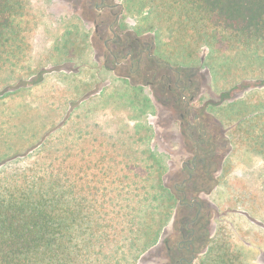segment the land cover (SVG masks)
Listing matches in <instances>:
<instances>
[{
	"label": "rangeland",
	"instance_id": "rangeland-1",
	"mask_svg": "<svg viewBox=\"0 0 264 264\" xmlns=\"http://www.w3.org/2000/svg\"><path fill=\"white\" fill-rule=\"evenodd\" d=\"M113 1L119 4L116 19L126 27L118 37L124 53L135 38H141L147 47H156L161 41L159 51L167 59L160 60L170 61L173 70L161 67L146 52L140 57L137 43L133 66L130 60L115 63L104 46V29L99 35L95 33L96 23L102 19L94 10L95 0H30L25 12L31 16L24 17L28 23L22 26L31 39L21 44L15 58L4 56L7 61L0 68V182L33 166L47 153L53 157L71 155L68 166L82 165L84 185L98 175L95 185L103 204L101 215L109 213L106 218L114 216L113 202L134 205L141 193L160 191L151 189L154 180L147 183L146 177L156 175L161 159L165 184L176 199H169L165 192L166 213L172 217L159 244L140 264H194V260L181 262L183 251L178 248L184 239L182 218L186 217L185 222L194 219V206L188 207L194 190H187L188 197L182 201L179 197L192 173L196 147L199 155L203 149H213L199 156L207 165L193 178L199 200L204 199L198 225L199 254L216 234L221 216L232 213L237 229L242 228L240 238L251 245L252 262L264 264V156L247 149L249 134L246 138L242 134V139L238 135L233 164L226 173L223 163L231 144L222 136L212 110L203 111L210 102L220 101L226 91L231 92L228 102L245 100L253 108L264 105V41L239 42L223 32L217 33L216 41L211 39L214 34L207 37L210 47L204 42L206 38L194 35L192 18L184 20L179 11H167L164 5L158 8L159 0H144L145 7L139 13L125 12L124 0ZM165 1L170 4V0ZM173 7L178 8V4ZM165 13L174 18L169 20ZM114 19L115 15L110 16L108 23ZM138 23H151L147 26L152 29L137 34L134 27ZM108 47L115 50L111 42ZM177 80L180 87H176ZM182 86L187 87L188 99L194 98L190 121L196 113L202 120V132L181 117L186 115ZM203 132L208 133L210 145L208 140L200 143ZM97 158L99 166L88 168L91 159ZM144 179L147 187L136 189L135 183ZM84 194L90 195L88 191ZM164 209L148 206L146 212L161 213ZM242 219L248 222L242 224ZM187 257L191 261L189 254Z\"/></svg>",
	"mask_w": 264,
	"mask_h": 264
},
{
	"label": "trees",
	"instance_id": "trees-1",
	"mask_svg": "<svg viewBox=\"0 0 264 264\" xmlns=\"http://www.w3.org/2000/svg\"><path fill=\"white\" fill-rule=\"evenodd\" d=\"M166 3L159 0L158 8L164 5L167 11H177V14L179 11L184 20L192 18L194 35L206 38L204 42L210 47L213 46L207 37L214 34L211 39L216 41L217 33L223 32L230 33L239 42L241 39L264 41V0H170L169 5ZM176 3L178 8L175 9ZM29 4L30 0H0V68L7 61L4 56L15 58L21 44L31 39L25 35L27 28L22 26L28 23L24 17L30 15L25 12ZM144 7V0H124L127 13L134 10L139 13ZM165 15L169 20L174 18L172 14ZM149 24L138 23L135 32H150ZM159 43L155 53L159 59H167L159 51ZM208 69L213 77L214 69ZM222 73L224 76L225 70ZM221 94L220 101L210 102L203 111L212 110L221 125L222 136L231 144L223 163L227 173L233 164L238 135L242 139V134L245 138L249 134L247 149L264 156V105L253 108L245 100L228 102L231 92ZM70 157L73 156L64 153L53 157L47 153L33 166L0 182V264H93L94 261L101 264L111 259L108 264H140L161 241L172 217L169 211L166 213L169 207L163 198L168 195L169 199H176L165 184L161 159L157 161L161 164L155 169L156 175L146 177L147 183L154 180L151 189L158 188L161 192L151 195L143 192L138 195L140 199H134V205L113 202L110 206L114 207V216L105 218L109 213L101 215L103 204L98 198L99 187L95 185L98 175L91 178L89 185H84L83 167L79 163L68 166ZM99 160L91 159L88 168L99 166ZM203 164H206L204 159ZM206 165L200 166L199 171H204ZM149 168L152 167L149 165ZM146 180L136 182V189H145ZM85 191L90 195L86 196ZM148 206L165 209L161 213L147 214ZM129 208L132 211L129 212ZM230 214L221 216L216 234L208 240L195 264H254L249 252L251 245L240 238L242 228L237 229ZM246 218L252 222L247 215ZM247 219H242L241 223L246 224Z\"/></svg>",
	"mask_w": 264,
	"mask_h": 264
},
{
	"label": "flooded vegetation",
	"instance_id": "flooded-vegetation-1",
	"mask_svg": "<svg viewBox=\"0 0 264 264\" xmlns=\"http://www.w3.org/2000/svg\"><path fill=\"white\" fill-rule=\"evenodd\" d=\"M92 1H94V0H92ZM118 6H119V4L115 3L113 0H95V7H94L95 12H97L99 15H101V18H102L100 20V23H96L95 33L97 35H99L100 30L104 29V31H103V34L105 35V39H104L105 45L104 46L108 50L109 56L114 60V62L117 64H120V63H124V61H126V60H130V63L133 66L135 53L137 52L135 49V43H137V45L139 46L138 51H139V49H141L139 51L140 57H142L143 54L146 52L147 55L150 57V59L155 60L161 67H169L170 69H172L171 65L168 62L160 60L157 57L155 50H153V48H155V47L154 46L147 47L146 45H144L142 43L141 38H135V40L132 43L127 45V48L129 51L124 53V51L126 49L120 48L121 43H120V41H118V37L120 36V34L122 32L126 31V27L123 25V23H120V18L116 19V17H117L116 9L118 8ZM114 15H115V19L113 21H111L110 23H108L109 17L114 16ZM102 38L103 37H100V39H102ZM108 42H111L112 44H114L115 50L108 47ZM119 58H121L120 62H118ZM179 77H181V73H179ZM163 79H164V77L161 78V80H163ZM176 87H180L179 86V80L176 81ZM168 88H169V90H171V81L170 80H169ZM186 88L187 87H185V86L181 87L182 101H183L184 105L186 106L185 107L186 115L183 113V114H181V117L186 118L188 126H190V127L195 126L196 129L198 130V132H202L201 131L202 130L201 129V121L202 120L200 119V117L196 113H194V115H193L192 122L190 121V115L192 112L191 104L194 102V98L191 97L190 99H188V96L185 94ZM200 136H201L200 137V143L207 142L208 133L203 132L202 134H200ZM200 143H198V144H200ZM208 145H210V141L208 142ZM198 150L199 149L197 146L196 147V155H195L194 160L192 161L191 168H190L192 170V173H189L188 177L185 179L184 184H183L184 191H182L183 194L179 197L182 201L188 197L187 190H189V189L194 190V198L191 197L190 202L188 203L189 208L194 206V219L185 222L184 220L186 219V217L182 218L183 221L181 224V230L180 231H181V236L184 239L178 247L181 251H183V255L181 256L180 261L181 262H192L194 260V264L197 261L198 257L202 254V253L199 254L200 249L198 248L197 243L199 240L198 225H199L200 219L203 217L204 199L201 198V200H199L200 194L198 193V190H197V187L193 181V178H194L196 171L199 170V167L206 165V164L201 165L202 159L199 158V156H204V155H206L212 151L211 149L206 148V149H203L202 155H199ZM184 229L189 231V233L187 235L185 234ZM188 254L192 258L191 261L188 260V257H187Z\"/></svg>",
	"mask_w": 264,
	"mask_h": 264
}]
</instances>
